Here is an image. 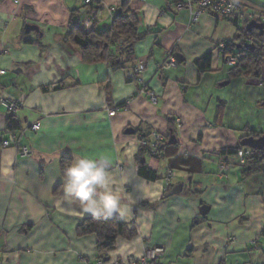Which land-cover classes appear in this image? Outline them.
I'll return each mask as SVG.
<instances>
[{"label": "crops", "instance_id": "crops-1", "mask_svg": "<svg viewBox=\"0 0 264 264\" xmlns=\"http://www.w3.org/2000/svg\"><path fill=\"white\" fill-rule=\"evenodd\" d=\"M243 1L250 15L244 28L261 22L254 15L264 12V0ZM197 2L127 0L143 36L111 40L107 57L89 62L65 38L71 20L92 28L86 27L92 6L84 0H0V97L19 103V128L40 122L20 137L30 156L0 144V264H94L96 237L75 234L93 215L63 197L61 159L71 164L85 154L111 157L124 209L123 217H111L136 231L116 239L108 263L159 245L165 248L159 264H264V159L260 169L231 164L218 172L221 161L233 159L228 150L264 132V58L258 76L228 78L219 45L238 42L236 23L211 11L190 20ZM92 3L101 12L93 26L102 30L121 0ZM25 24L39 30L26 33ZM171 49L180 61L157 70ZM207 52L209 68L199 72L195 60ZM138 62L155 103L126 76ZM120 104L110 116L107 109ZM6 119L0 105V141ZM137 132L148 140L153 132L162 136L157 155L148 154ZM140 164L157 179L141 176ZM167 169L175 172L168 184ZM173 188L177 193L165 196ZM201 205L208 207L204 216Z\"/></svg>", "mask_w": 264, "mask_h": 264}, {"label": "trees", "instance_id": "trees-1", "mask_svg": "<svg viewBox=\"0 0 264 264\" xmlns=\"http://www.w3.org/2000/svg\"><path fill=\"white\" fill-rule=\"evenodd\" d=\"M126 5L127 0L121 2L119 7L121 8V12L118 15L115 13L112 17L111 24L102 30H97L94 26L90 30H86L76 20H71L65 32V38H70L74 44L78 45L82 51L83 58L89 62L97 61L104 55L107 57L106 50L111 40H116L117 42L122 40L124 43L128 39L136 40L143 36V34L137 32L135 12L128 9ZM232 21L237 24L239 19L235 17ZM236 31L237 35L235 40H238V42H225L224 48L222 49L224 58L230 54L237 58L236 64L228 67L227 77L258 76L261 61L264 58V40H259L260 37L255 35L253 31L248 32L244 27ZM126 48L124 47L125 50ZM209 62L210 53L207 52L195 60V65L198 71L202 72L209 68ZM116 66L117 64L113 67ZM15 124L16 128L19 129L16 119ZM261 135H264V132ZM251 136L258 137L260 135L254 133ZM238 148L228 150V153H234ZM221 153L226 154L224 150ZM263 159L264 150L251 149V155L247 158L245 165L247 168L245 171H248L249 168L260 169L259 167ZM69 161L70 158L64 157L61 159L62 173L70 165ZM138 172L148 180L157 179L156 173L143 164H140ZM135 233V229L130 227L127 222L116 217H85L75 228V234L79 237L89 234L96 237V249L98 252L96 259L99 260H104V258L108 257V253L114 249L115 241L118 237L130 239L135 236Z\"/></svg>", "mask_w": 264, "mask_h": 264}, {"label": "built area", "instance_id": "built-area-1", "mask_svg": "<svg viewBox=\"0 0 264 264\" xmlns=\"http://www.w3.org/2000/svg\"><path fill=\"white\" fill-rule=\"evenodd\" d=\"M86 5H91L92 8L89 10L90 19L87 22L86 27H92L95 22L98 21L101 12L98 8L93 6L92 0H84ZM185 4H177V9L182 8ZM110 14H113L114 10L110 9ZM202 11H211L214 14H217L224 20H231L235 17L239 19L236 24L237 29H242L244 27V22L246 17H249L247 11V4L243 0H198L196 5V10H190V20L194 21L199 13ZM259 16H256L257 20H260L264 25V12H259ZM258 17V18H257ZM251 39V38H250ZM224 43L219 45L220 49L224 48ZM5 52H7L5 50ZM236 56L230 54L224 58V63L226 66H231L236 64ZM176 66V59L173 53V49L169 50L166 53V57L157 63V70H168ZM145 66L143 62H138L133 68L126 70V76L128 79L135 81L139 86H141V91L145 93L150 102H156L155 92L146 87V83L142 77V72L144 71ZM3 73V70H0V74ZM0 105L5 109L7 113L6 124L2 132V138L0 141L2 148L14 147L18 154L21 157H28L32 154L31 148L27 145L20 144V137L26 129L36 132L40 127L39 121H34L30 123L24 129H17L15 124V116L19 109V103L15 99L3 98L0 97ZM125 105H118L109 107L107 112L110 116L114 115L119 109ZM137 138L139 139L140 144L145 147L150 156H155L158 154V148L161 144L163 138L157 132L152 133V139L148 140L142 136L140 132H137ZM251 155V149L248 147L238 148L234 154L231 161H221L218 164V172L223 174L227 167L231 164L244 167L247 162V158ZM175 172L171 169L165 171L164 181L168 184L171 179L174 177ZM165 248L163 246H150L146 247L139 258L134 256H128L126 259H117L111 263L108 261L96 259L94 264H159L158 260L161 256L164 255Z\"/></svg>", "mask_w": 264, "mask_h": 264}, {"label": "clouds", "instance_id": "clouds-1", "mask_svg": "<svg viewBox=\"0 0 264 264\" xmlns=\"http://www.w3.org/2000/svg\"><path fill=\"white\" fill-rule=\"evenodd\" d=\"M112 159L108 155H82L63 172V197L77 202L86 213L94 217L124 215L122 193L116 188L111 173ZM126 183V181H123Z\"/></svg>", "mask_w": 264, "mask_h": 264}, {"label": "water", "instance_id": "water-1", "mask_svg": "<svg viewBox=\"0 0 264 264\" xmlns=\"http://www.w3.org/2000/svg\"><path fill=\"white\" fill-rule=\"evenodd\" d=\"M124 0H121L123 2ZM121 12V8H118L116 11V15H118ZM252 29H257V36H262L264 34V25L262 22H258L255 19H252L248 21L245 25V30L251 31ZM31 30L38 31L39 28L37 25L34 24H25L24 25V31L26 33L30 32ZM175 58L177 61H180L179 58L180 56L177 54H174ZM227 84V81L223 82L222 85ZM129 132H132V130H129ZM240 146L241 147H248L250 149H256V150H264V135H260L258 137H253V136H247L243 138L240 141ZM177 189L173 188V190H170L168 193L165 194V196L169 194H174L177 193ZM208 210V207L206 205H201L199 208V214L204 216ZM109 257L104 258V261H108Z\"/></svg>", "mask_w": 264, "mask_h": 264}]
</instances>
